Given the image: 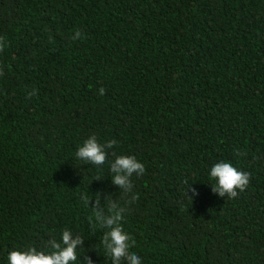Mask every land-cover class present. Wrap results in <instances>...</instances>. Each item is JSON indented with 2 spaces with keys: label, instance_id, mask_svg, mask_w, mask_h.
Returning <instances> with one entry per match:
<instances>
[{
  "label": "trees",
  "instance_id": "trees-1",
  "mask_svg": "<svg viewBox=\"0 0 264 264\" xmlns=\"http://www.w3.org/2000/svg\"><path fill=\"white\" fill-rule=\"evenodd\" d=\"M0 37V264L65 228L111 264L81 194L106 215L121 190L75 158L92 135L145 167L123 221L142 264H264V0H0ZM219 161L250 173L234 199Z\"/></svg>",
  "mask_w": 264,
  "mask_h": 264
},
{
  "label": "clouds",
  "instance_id": "clouds-1",
  "mask_svg": "<svg viewBox=\"0 0 264 264\" xmlns=\"http://www.w3.org/2000/svg\"><path fill=\"white\" fill-rule=\"evenodd\" d=\"M84 34L77 30L72 39H83ZM6 43L3 37H0V52H3ZM4 75V66L0 65V76ZM36 89L28 93L27 97L37 95ZM105 89H98V95L103 96ZM117 141H107L100 143L95 135L88 137L75 152V158L83 164L95 166L100 169L108 163L109 171L112 174L111 183L121 190L120 198L113 202L108 200V211L103 215L99 210V199L81 194V200L84 206L88 208L92 201V211L87 217L89 228L92 232L98 229L103 230L101 245L103 246L105 255L109 257L111 264H142L141 257L132 248L136 246V242L123 227L125 214L128 212V206L138 200V195L133 193V176L140 178L145 173L144 165L132 155H116L110 152ZM109 155L114 157L109 161ZM239 157L246 153L236 152ZM250 173L239 170L234 167L231 162L219 161L212 165L209 170V180L215 181V185L211 187L214 194L221 198H236L239 193L246 190L250 183ZM99 179V178H97ZM96 179V180H97ZM187 184V180L183 181ZM192 192V197H187L190 201L199 195V193L188 186V191ZM186 192V196H187ZM84 237L80 234L73 236V232L65 228L59 240L55 237L48 239L42 250L30 247L27 250H12L7 255L8 264H78V257L83 256V264H93L90 257L84 255L83 246ZM80 249V251H78ZM83 252V255L78 253Z\"/></svg>",
  "mask_w": 264,
  "mask_h": 264
}]
</instances>
